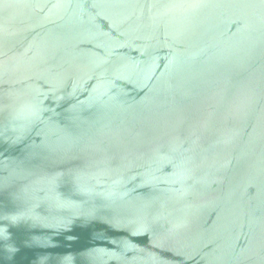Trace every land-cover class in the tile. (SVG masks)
Segmentation results:
<instances>
[{
    "label": "water",
    "instance_id": "1",
    "mask_svg": "<svg viewBox=\"0 0 264 264\" xmlns=\"http://www.w3.org/2000/svg\"><path fill=\"white\" fill-rule=\"evenodd\" d=\"M0 264H264V0H0Z\"/></svg>",
    "mask_w": 264,
    "mask_h": 264
}]
</instances>
